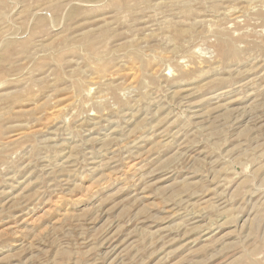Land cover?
I'll return each instance as SVG.
<instances>
[{
  "label": "rangeland",
  "instance_id": "374dc122",
  "mask_svg": "<svg viewBox=\"0 0 264 264\" xmlns=\"http://www.w3.org/2000/svg\"><path fill=\"white\" fill-rule=\"evenodd\" d=\"M0 264H264V0H0Z\"/></svg>",
  "mask_w": 264,
  "mask_h": 264
}]
</instances>
